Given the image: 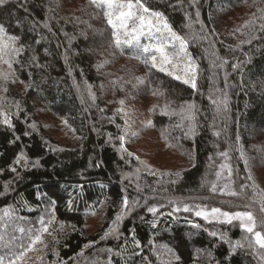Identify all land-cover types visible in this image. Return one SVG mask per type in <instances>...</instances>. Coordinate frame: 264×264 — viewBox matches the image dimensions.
<instances>
[{"label": "trees", "instance_id": "trees-1", "mask_svg": "<svg viewBox=\"0 0 264 264\" xmlns=\"http://www.w3.org/2000/svg\"><path fill=\"white\" fill-rule=\"evenodd\" d=\"M145 2L162 12L173 30L187 39V51L197 65V91H185L183 96L180 91L170 93L152 82L149 69L133 59L131 52L109 47L111 29L88 0H27V13L16 7V0L0 6V22L26 46L16 58L22 64L15 63L9 70L0 63V69L16 73L14 80L0 81V100L6 105L20 104L19 109L9 108L14 127L0 124V193L12 181L9 191L0 195V214L5 208L15 209V218H24L15 219V223L29 229L40 227L45 209L54 213L52 234H44L48 247L42 253L33 252L28 264H264V250L231 251L228 242L209 234L226 233L228 241H240L245 233L237 222L206 223L190 212L172 213L176 205L169 204L173 200L229 209L219 202L243 203L213 195L208 185L201 187L205 177L215 179L214 172L223 162L218 153L224 151L229 153L237 184L251 186L254 182L264 190V90L260 87L264 81V32L258 30L261 21L252 28L242 27L254 19L257 7H264V0L257 4L253 0ZM253 35L258 38L246 43ZM33 55L35 63L30 62ZM249 58L250 62L244 63ZM100 64L103 67L98 68ZM233 64L240 68L234 70ZM140 75L150 84L137 93L132 84ZM112 81L118 83L113 86ZM89 87L95 102L88 94ZM155 90L164 95H153ZM224 93L228 110L221 105L217 112L212 101L223 99ZM132 99L155 103V111L151 110V127L159 142L155 149L187 161L186 165L176 160L177 166L170 169L156 167L153 176L148 165L118 151L122 119L116 108L120 100ZM167 101L173 103L164 114ZM185 102L196 108L195 134H185L191 124L179 114ZM33 124L35 129L29 127ZM59 132L73 141L61 143L56 137ZM238 147L249 158L252 181L246 179L248 172ZM20 152L32 162L39 161V166L10 171ZM248 195H252L251 188ZM125 196L138 204L119 222L117 235L101 240L121 211ZM151 206L159 208L155 215L147 211ZM49 218L45 216V220ZM93 219L98 225L91 230ZM189 220L201 227L193 228ZM61 224L63 231L59 230ZM136 242L141 247L136 248ZM90 243L92 246L85 248ZM165 246L177 253L179 261L166 253ZM81 250L83 257L78 256ZM40 255L43 260L38 259Z\"/></svg>", "mask_w": 264, "mask_h": 264}, {"label": "snow or ice", "instance_id": "snow-or-ice-1", "mask_svg": "<svg viewBox=\"0 0 264 264\" xmlns=\"http://www.w3.org/2000/svg\"><path fill=\"white\" fill-rule=\"evenodd\" d=\"M12 0H0V6H5L11 3ZM258 0H253V4H257ZM27 0H16V7L22 8L26 13L28 8L26 7ZM90 7L97 10L96 15H102L108 29H111L109 47L116 50H122L124 47H134L140 54L134 55L132 58L140 60L146 66H150L151 69H155L158 72H163L173 79L180 80L182 83L189 85L193 91H197V67L192 58L188 55L187 39L181 37L176 31L173 30L172 26L169 24L168 19L165 15L160 12L151 9L145 2V0H88ZM254 19L246 21L243 28H252L256 25L257 21H261L258 26V30L264 32V7H257V12L253 14ZM11 18V13H10ZM196 20L199 22V12L196 14ZM19 23V21H17ZM45 26H47L45 24ZM90 27V26H89ZM203 27V25H201ZM239 31V29L237 30ZM104 35L105 33H101ZM141 38L149 39L150 43L144 45L141 43ZM258 37L253 35L251 39L245 41L246 43H251L253 39ZM22 38L18 35L9 34L7 28L3 22H0V63L6 64L8 69L13 68V64L21 63V61L16 58L21 56L25 50L26 46L21 42ZM155 41V43H151ZM39 43V41H37ZM155 53V54H153ZM147 54V55H145ZM187 59V64L184 66V75L176 74L178 68H180L181 62ZM37 57L35 55L31 56L30 62L35 63ZM250 62L245 61L244 63ZM104 63H107L105 61ZM224 64L227 60L223 61ZM39 67V65H36ZM222 66V65H221ZM103 67V64L98 65V68ZM233 69L236 70L240 68V65L233 64ZM242 71V69H240ZM9 77L13 80L16 78L15 71L0 72V81L5 84L8 82ZM135 83L132 84L133 89L138 93L141 90V86L147 87L150 81L147 77H134ZM113 86L118 82L112 81ZM131 83V81H127ZM227 87V85L225 86ZM260 87L264 90V81L260 82ZM3 91L7 92L8 88L3 87ZM88 94L95 102V95L92 93L89 87ZM153 95H164L162 91L155 90ZM125 101L120 100L119 104L124 105ZM172 101H167L162 109L164 114H167L171 108ZM212 103L216 105V111L221 110V105L223 110L227 111V93H224L223 99L213 100ZM15 106L17 109L20 108L19 102H13V104L6 105V103L0 100V124L5 125L7 128L12 129L14 127L12 123V113L9 108ZM103 111V109H101ZM155 111V108L152 110ZM123 112V108H118L117 113ZM182 119H187L191 122L189 125L188 134H195V120H196V108L194 104L185 102L181 106L180 113ZM127 115V113H125ZM112 120L113 118H109ZM151 121L148 124L151 125ZM29 127L35 129V125H29ZM119 127V126H118ZM180 127V125H177ZM25 135H28L25 132ZM136 136L135 131L130 130L128 121H125V128L123 129V134L119 135L118 139L120 141V148L118 151L126 153L124 148L125 139L127 136ZM214 135L219 136V132H214ZM111 139V137H110ZM240 137L236 138V142L239 145ZM45 143H47L45 141ZM237 150L240 152V159L243 160L245 164V171L248 172L246 179L252 181L253 177L250 171L249 158L246 156L242 147H238ZM261 151V149H258ZM131 156V153H126ZM218 155L223 157V162L218 165V170L214 172L215 179L209 180L207 177L204 178L201 187L208 185V191L213 195L219 194L220 196L234 197L238 200H243V203H236L235 201H220L221 205L227 204L229 209H238L235 211L225 210L221 206H209V204H195L189 205L183 203V201H173L170 200L169 204L176 205L172 208V213L175 212H186L192 213L194 216L199 217L206 223H226L233 224V222H239V228L245 235L242 240L231 242L227 240L226 233H217L215 231L209 234L213 237H218L220 240H224L230 244V250L235 251V249L247 248L251 252L255 253L257 250H264V190H260L258 186L253 182L251 186L247 183L237 184L234 179V169L229 163V153L228 151L219 152ZM123 158V156L121 157ZM212 159V157H209ZM144 165L143 161L139 162ZM39 161H30L29 158L20 152L13 160L10 166V171L18 172L19 168L23 167L25 170L31 165L32 168L38 167ZM99 167V164L96 165ZM147 167V165H144ZM149 174L155 176L157 173L151 169H148ZM139 172V169H137ZM161 175H170L169 173H162ZM179 176V173L176 174ZM223 181V183H221ZM175 183V181H171ZM12 181H9L4 185V192L0 193L3 195L11 188ZM251 188L252 195H248V190ZM137 190L140 191L139 185H137ZM155 191V189H153ZM55 201L50 202L51 207L55 208ZM138 204V201H129L128 197L125 196L122 201L121 211L116 215L115 220L112 222V226L109 231H106L101 237V240L107 239L110 235L118 234L119 222L124 219L126 215ZM73 201L68 202L69 210H72ZM182 205V206H181ZM255 205H259L258 210L254 211ZM160 207H163L161 205ZM243 209V210H239ZM147 211L155 215L159 208L157 206L148 207ZM15 209L5 208L3 213L0 214V264H28L31 259L29 253L37 252L42 253L45 248L48 247L45 240L42 238L44 234L51 235L50 226L56 222L54 213L50 214L47 209L39 218V228H29L19 227L15 223V219H24L23 217L15 218ZM95 214V213H93ZM171 215V213H169ZM45 216L50 218L45 220ZM175 219V217H174ZM193 228L199 229L201 226L199 224L193 223L191 220L188 221ZM75 227V226H73ZM152 227L155 228L156 224L153 223ZM64 225H60V231H63ZM56 229H53L55 231ZM16 232L24 233L23 237H17ZM135 239V238H133ZM25 240L27 243H25ZM151 243V241H149ZM41 247H37V246ZM85 245V248L91 247ZM135 247L139 248L141 245L139 242L135 243ZM166 253L176 261H179L180 257L171 248L165 246ZM111 252V249H108ZM199 251V250H198ZM54 254L55 250H53ZM138 255L139 253H135ZM209 255H211L209 253ZM78 256L83 257L84 251L81 250ZM38 259L43 260V256H38Z\"/></svg>", "mask_w": 264, "mask_h": 264}, {"label": "rangeland", "instance_id": "rangeland-1", "mask_svg": "<svg viewBox=\"0 0 264 264\" xmlns=\"http://www.w3.org/2000/svg\"><path fill=\"white\" fill-rule=\"evenodd\" d=\"M141 43L147 45L150 43V41L147 38H141ZM151 43H155V41H152ZM123 49L131 52L133 56L140 54V52L134 47H124ZM188 55L190 56L189 53ZM186 64H187V59L181 62L180 68L177 69L176 74L183 76L184 75L183 69ZM143 65L149 69V73L151 72L150 76L152 82L156 85L165 87L170 93L176 95V91H180V93H183L180 96H183L184 93H186L185 91L190 92L193 90L189 85L182 83L180 80L173 79L172 76H169L163 72H158L155 69H151L150 66H146L144 63ZM132 71L136 72V70L134 69H132ZM0 72H7V71L5 68H2L0 69ZM139 77L143 78L142 75H140ZM154 105L155 103L150 105L147 104L146 102H142V101L140 102V99L139 100L132 99L131 101H126L123 106L118 103L116 110L118 108H123V112L120 113L122 119L121 133L123 134V129L125 128L126 120L128 121L130 130L135 131L137 133V135L134 137L130 135L126 137L124 144L126 153H131L132 155L130 157L134 159H138L139 161H143L146 165H148L149 169L153 171L157 169L156 167L163 169H170L173 165L177 166L176 160L178 164L186 165L187 161H183L178 158L175 159L173 155L172 156L168 155L162 149L160 150L155 149L156 147L159 146L158 144L159 142L157 138H155L156 135L153 132L151 125L148 124V121H151L152 118L151 110L154 107ZM125 113H127V115H125ZM56 137L59 138V140H61V143H70V141H73V137L65 134L64 132H59ZM225 210H229V209H225ZM231 211H235V210H231ZM237 223L239 224V222ZM97 225H98L97 220L93 219V221H91V226H90L91 230L94 229ZM16 234L18 235V232L15 233V235ZM42 238L45 240L46 239L45 235ZM2 251L3 250L0 249V253H2ZM28 255L31 258L33 256V252L29 253ZM254 259L256 260V258Z\"/></svg>", "mask_w": 264, "mask_h": 264}]
</instances>
